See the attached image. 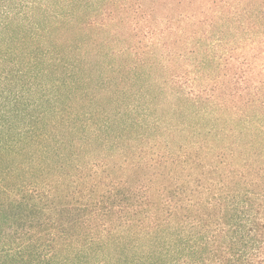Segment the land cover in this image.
Instances as JSON below:
<instances>
[{
    "label": "trees",
    "instance_id": "1",
    "mask_svg": "<svg viewBox=\"0 0 264 264\" xmlns=\"http://www.w3.org/2000/svg\"><path fill=\"white\" fill-rule=\"evenodd\" d=\"M0 264H264V0H0Z\"/></svg>",
    "mask_w": 264,
    "mask_h": 264
}]
</instances>
